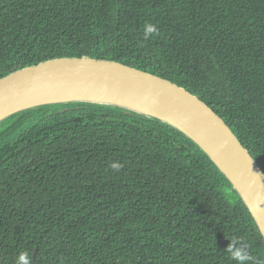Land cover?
Segmentation results:
<instances>
[{"label":"trees","instance_id":"trees-1","mask_svg":"<svg viewBox=\"0 0 264 264\" xmlns=\"http://www.w3.org/2000/svg\"><path fill=\"white\" fill-rule=\"evenodd\" d=\"M82 57L195 96L264 174V0H0V80ZM231 240L264 264L242 200L173 127L87 103L0 122V264H237Z\"/></svg>","mask_w":264,"mask_h":264},{"label":"water","instance_id":"water-1","mask_svg":"<svg viewBox=\"0 0 264 264\" xmlns=\"http://www.w3.org/2000/svg\"><path fill=\"white\" fill-rule=\"evenodd\" d=\"M79 91L109 94L155 113L109 101H54L59 94ZM36 99L46 101L33 103ZM67 103L115 106L155 118L185 135L230 183L264 241V174L223 120L198 98L151 74L86 57L46 61L0 80V122L28 109ZM254 175L260 176L259 186Z\"/></svg>","mask_w":264,"mask_h":264},{"label":"clouds","instance_id":"clouds-1","mask_svg":"<svg viewBox=\"0 0 264 264\" xmlns=\"http://www.w3.org/2000/svg\"><path fill=\"white\" fill-rule=\"evenodd\" d=\"M158 29L153 24L145 25L144 38L148 39L149 36L157 34ZM114 168H118V165H113ZM255 176V182L257 186L260 185V176ZM227 251L230 253L231 258L237 262V264H256L255 257L247 252L242 247L238 246L236 240H231V243L227 247ZM17 264H32V258L27 252H22L17 258Z\"/></svg>","mask_w":264,"mask_h":264},{"label":"bare ground","instance_id":"bare-ground-1","mask_svg":"<svg viewBox=\"0 0 264 264\" xmlns=\"http://www.w3.org/2000/svg\"><path fill=\"white\" fill-rule=\"evenodd\" d=\"M72 98L91 99V101L115 102V103L126 105V106H129V107L137 108L139 110H143V111H146V112L155 113L152 110H148L146 108L138 107V106H136L134 104L132 105L130 103L123 102V100H119V99L113 98L109 94L92 92V91L66 92L65 94H59V95L55 96L54 97V99H55L54 101L67 100V99H72ZM48 100H52V99H48ZM40 101L41 102H45L46 100H44V99H36V100L33 101V103H37V102H40Z\"/></svg>","mask_w":264,"mask_h":264}]
</instances>
